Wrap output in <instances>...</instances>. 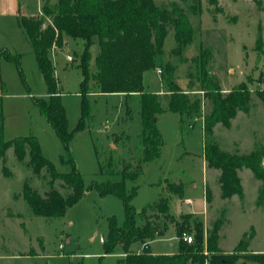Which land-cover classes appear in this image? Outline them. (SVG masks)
Masks as SVG:
<instances>
[{
  "label": "rangeland",
  "instance_id": "1",
  "mask_svg": "<svg viewBox=\"0 0 264 264\" xmlns=\"http://www.w3.org/2000/svg\"><path fill=\"white\" fill-rule=\"evenodd\" d=\"M202 12L194 15V0H155L158 6L172 10L180 7L189 13L195 29L193 42L185 48L182 59L172 54L176 47L174 31L170 28L163 53L156 58L157 68L144 74L147 92H158L165 100L166 86L158 69L164 71L167 62L176 67V81L191 100H200V112L185 115L166 111L158 116L157 126L163 137L160 157L142 165V174L134 184L127 181V190L135 185L138 190L131 205L135 209L138 226L146 218L155 219L165 228V219L156 209H150L160 198L169 199L170 214L178 221L181 216L192 214L202 220L205 235L220 221L219 247L230 254L237 247L247 254H264V202L259 203V190L263 183L250 169L239 171L244 198L234 195L225 199L221 195L220 175L210 169L204 158L205 134L203 117L211 104L199 92V74L193 59L202 50H209L208 76L218 81L222 93L245 82L251 91L250 111L238 112L230 127L216 125L210 140L227 152L250 154L257 147H264V101L258 91H264V54L256 51L260 35L264 41V0H219V6L200 0ZM57 0H0V49L7 51L9 61L0 56V114L3 115V135L11 141L17 137L35 136L43 155L60 173L71 172L73 166L82 175L85 187L93 183H116L121 175L100 173L99 164L113 158L119 171L123 165H137L140 154L135 141L140 134V115L136 96L99 94L93 84L89 99L91 116L85 127L76 131L68 149L40 113L35 99L46 96V84L40 73L33 47L26 40L17 22V10L40 16L42 7L53 6ZM50 22L47 19L45 26ZM25 33V34H24ZM67 45L54 57L55 75L64 96L69 130L73 131L81 117L80 83L83 79L77 68L83 42L65 37ZM98 39L92 46V71H96L99 54ZM3 85V88H2ZM165 103V102H164ZM182 119V120H181ZM124 133L131 142L119 147L113 140L114 133ZM129 147V148H127ZM28 158L20 162L13 148L7 152L6 166L11 176L3 172L0 160V264H118L124 255L121 247L105 254L104 242L108 239L109 225L114 219L119 227L126 221L125 206L115 195L102 196L92 189L63 217L48 219L35 215L22 192L26 182L40 195L50 190V177L36 176L27 165ZM264 167V163H263ZM170 184L181 187L182 196L170 191ZM55 188L64 195L68 188L61 181ZM210 191V199L207 192ZM185 199H191L187 205ZM194 236L193 233H188ZM249 238V243L244 240ZM142 248L133 244L132 251ZM176 226L168 223L163 236L150 241L152 253L171 255L177 252ZM240 264H260L241 258Z\"/></svg>",
  "mask_w": 264,
  "mask_h": 264
},
{
  "label": "trees",
  "instance_id": "2",
  "mask_svg": "<svg viewBox=\"0 0 264 264\" xmlns=\"http://www.w3.org/2000/svg\"><path fill=\"white\" fill-rule=\"evenodd\" d=\"M207 1L210 6L219 10V0ZM191 12L194 15L201 14L200 0H194ZM47 19L50 22L45 26ZM18 22L32 44L46 84V96L35 99V104L67 149L74 133L84 129L86 119L91 116L89 96L93 92V84L99 94L136 96L140 115L141 130L135 141V150L140 154L137 165H123L119 171L116 161L110 158L106 163L99 164L100 173L110 176L119 174L122 180L116 183H93L87 188L75 166L71 172H58L54 164L43 155L35 136L5 140L2 125L4 117L0 114V160L3 161L4 174L11 176L6 166V157L8 150L13 148L18 161L23 162L28 158L27 165L36 176L47 174L50 177V190L44 196L34 190L28 182L23 186V198L35 215L48 219L63 217L87 192L96 189L102 196L115 195L124 202L125 224L119 227L116 221L111 219L108 239L104 242L105 254L112 253L116 247L124 250L125 255L118 260V264H240L241 258L264 264V254H247L240 246L233 253L225 254L219 247L220 221L215 223L206 237L202 220L192 214H185L181 216L182 221H178L170 214L167 198H160L150 207L162 214L165 228L155 219L146 218L147 209L143 212L145 222L138 226L135 221V209L131 202L138 188L134 185L131 190H127L126 183L131 181L135 184L142 174V165L160 157L163 137L157 126L158 116L170 111L180 114L183 118L185 115L199 113L201 108L200 100H191L188 93L178 85L176 67L172 62H167L164 71H161V79L167 89L165 100L156 92H147L144 85L145 72L157 68L156 58L163 53L170 28L174 31L176 43L172 54L181 57L185 48L193 42L195 29L186 10L180 7L170 10L158 6L155 0H57L53 6L44 5L40 16L19 14ZM67 36L83 42L84 47L77 65L83 77L79 90L81 117L73 131L69 130L67 112L62 102L52 59V51L62 50ZM94 38L98 39L100 48L96 57L95 72L91 68ZM255 49L261 58L264 54L261 31ZM0 56L9 61L19 60L1 49ZM210 56L209 50H202L199 56L193 59L203 88L199 92H203L204 98L211 104L210 112L203 117L205 161L208 168L221 172L220 189L225 199L234 195L244 198L239 171L250 169L263 183L259 190V203H263L264 147H257L250 154L231 153L222 150L210 140L216 125L230 127L238 112L250 111L251 98V91L245 82L226 94L222 93L218 81L208 76ZM257 94L264 101V91H258ZM113 140L119 147H126L131 142L122 132L114 133ZM57 181L63 182L68 188L66 195L55 188ZM169 188L171 192L182 196L180 186L170 184ZM207 199H210V191L207 192ZM168 223H174L176 226L177 252L171 255H154L150 250V241L163 236ZM185 232H194L192 243L184 241ZM133 244H139L142 248L132 251Z\"/></svg>",
  "mask_w": 264,
  "mask_h": 264
},
{
  "label": "crops",
  "instance_id": "3",
  "mask_svg": "<svg viewBox=\"0 0 264 264\" xmlns=\"http://www.w3.org/2000/svg\"><path fill=\"white\" fill-rule=\"evenodd\" d=\"M42 13V12H41ZM19 14H23V15H25V16H27L26 14H24L22 11H21V8H20V5L18 6V10H17V22H18V16H19ZM29 16H35V15H29ZM18 26H19V22H18ZM19 28H20V30H21V32H24V30L19 26ZM25 34V33H24ZM25 36H26V40H27V42H29L30 44H31V42H30V40L28 39V37H27V35L25 34ZM65 45H67V43H66V40H65ZM31 46H32V44H31ZM65 47V46H64ZM64 50V48L62 49V50H54L53 51V55H57L58 53H60L61 51H63ZM34 51V50H33ZM62 53V52H61ZM35 54V53H34ZM52 55V57H54ZM36 57V56H35ZM53 59V58H52ZM37 60V59H36ZM156 93H158V92H156ZM119 95H122V94H119ZM62 102H63V105H64V103H65V101H64V96L62 95ZM65 106V105H64ZM149 246H150V244H149ZM154 255H161V254H157V253H153ZM125 255V254H124ZM124 255L122 256V257H124Z\"/></svg>",
  "mask_w": 264,
  "mask_h": 264
},
{
  "label": "built area",
  "instance_id": "4",
  "mask_svg": "<svg viewBox=\"0 0 264 264\" xmlns=\"http://www.w3.org/2000/svg\"><path fill=\"white\" fill-rule=\"evenodd\" d=\"M158 73H161V69H158ZM203 94V92H201ZM204 95V94H203ZM204 97V96H203ZM185 203L187 205L192 204V200L191 199H185ZM183 239L184 241H186L187 243H192L193 242V238L192 236H190L187 232L183 233Z\"/></svg>",
  "mask_w": 264,
  "mask_h": 264
},
{
  "label": "water",
  "instance_id": "5",
  "mask_svg": "<svg viewBox=\"0 0 264 264\" xmlns=\"http://www.w3.org/2000/svg\"><path fill=\"white\" fill-rule=\"evenodd\" d=\"M244 242H245V243H249V238H246V239L244 240Z\"/></svg>",
  "mask_w": 264,
  "mask_h": 264
}]
</instances>
